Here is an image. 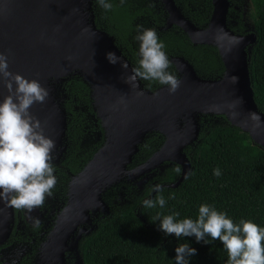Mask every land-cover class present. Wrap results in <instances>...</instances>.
<instances>
[{
	"label": "water",
	"instance_id": "water-1",
	"mask_svg": "<svg viewBox=\"0 0 264 264\" xmlns=\"http://www.w3.org/2000/svg\"><path fill=\"white\" fill-rule=\"evenodd\" d=\"M160 1L167 14L165 28L175 25L193 45L217 49L224 68L219 78H200L190 63L174 57L171 62L180 80L174 93L167 85L146 90L139 78L133 86L125 82L132 66L113 38L94 25L91 0H0V53L8 55V70L37 80L49 91L46 102L33 104L29 112L41 122L44 135L55 140L52 162L65 148L66 117L56 96L65 77L78 74L88 84L104 131L103 144L68 182L66 205L42 246L44 259L50 256L63 262L65 252L78 249L80 238L93 228L92 215L108 211L101 195L122 179H138L164 163H175L179 178L166 186L177 187L191 170L184 149L198 138L201 116H224L264 150V113L255 103L249 76L256 35L237 34L227 26L229 0H211L212 12L203 28L188 20L174 0ZM108 53H115L120 61L109 63ZM123 62L127 70L121 67ZM7 94L0 84V102ZM252 113L259 122L251 119ZM152 132L163 136L160 148L128 170L138 146ZM13 223L14 208L0 200V245Z\"/></svg>",
	"mask_w": 264,
	"mask_h": 264
},
{
	"label": "trees",
	"instance_id": "trees-1",
	"mask_svg": "<svg viewBox=\"0 0 264 264\" xmlns=\"http://www.w3.org/2000/svg\"><path fill=\"white\" fill-rule=\"evenodd\" d=\"M107 2L113 6L110 10H104L98 0H91L94 25L113 38L132 68L138 67L140 60L136 36L144 29H154L170 61L169 73L179 77L171 59L181 57L193 66L200 78L215 79L223 74V64L215 47L193 45L175 25L165 28L167 14L160 0ZM174 2L194 25L199 28L207 25L212 12L211 0ZM229 2L230 28L235 33L256 35L250 50L249 76L255 103L264 113V0L248 2L244 20L252 26L249 32L243 28L241 13H236L237 25L230 24L235 15L233 6L239 3ZM139 80L149 91L163 86L158 81ZM56 96L66 117L65 150L57 163L52 162L57 184L49 202L43 205H52L54 210L66 202L71 176L84 167L104 142V131L93 109L90 88L80 75H70L59 82ZM199 128L198 138L184 149L191 170L177 187L166 184L179 178L180 171L176 169L180 167L164 163L161 169L152 170L157 173L156 183L144 187L139 194L134 195L132 183L122 181L101 195L108 211L92 215L93 229L78 242L82 264H175V248L182 243L196 250V255L188 258V264H228L227 252L220 241L206 237L207 243H198L195 237L176 238L165 235L159 228L160 221L168 215L178 214L176 221L186 218L195 221L202 204L224 213L234 224L245 220L264 228V150L253 143L247 133L230 125L224 116H201ZM162 143L163 136L159 133L147 134L127 168L145 162ZM217 168L221 172L219 177L213 175ZM156 185L161 186V192L152 190ZM158 195L166 201L163 208L159 205L143 207L145 199H155Z\"/></svg>",
	"mask_w": 264,
	"mask_h": 264
},
{
	"label": "clouds",
	"instance_id": "clouds-1",
	"mask_svg": "<svg viewBox=\"0 0 264 264\" xmlns=\"http://www.w3.org/2000/svg\"><path fill=\"white\" fill-rule=\"evenodd\" d=\"M98 3L104 10L113 7L107 0H98ZM136 40L139 41V64L125 82L136 86L137 78L154 80L169 86V92L174 93L180 80L167 71L170 61L155 30H142ZM106 58L111 64L120 61L115 53H108ZM121 67L127 70L128 65L123 62ZM8 68V55L0 53V84L8 93L0 102V200L30 213L44 205L45 198L53 195L52 189L57 184L52 164L55 140L44 135L41 122L29 112L33 104L46 102L49 91L37 80L25 79ZM250 115L253 121L259 122L258 115ZM213 175H221L219 168L214 169ZM152 190L159 193L162 188L156 185ZM165 203L164 197L158 195L155 199H145L143 207L159 205L163 208ZM176 215L165 216L160 221L159 228L165 235L195 237L198 243H207L205 238L210 237L223 245L228 264H264V228L245 220L234 224L224 213L206 204L199 207L195 221L190 218L176 221ZM34 224L38 227L40 221L36 219ZM175 253V264H188V258L196 255V250L182 243L175 248Z\"/></svg>",
	"mask_w": 264,
	"mask_h": 264
},
{
	"label": "flooded vegetation",
	"instance_id": "flooded-vegetation-1",
	"mask_svg": "<svg viewBox=\"0 0 264 264\" xmlns=\"http://www.w3.org/2000/svg\"><path fill=\"white\" fill-rule=\"evenodd\" d=\"M59 159L60 157H58L56 161H59ZM66 202L61 208H56L55 210L52 205L46 206L49 207L50 210L45 208L41 209L42 214L41 219L39 220L40 225L38 229L32 230L33 232L35 231V234H29L32 232L28 233L23 227H21L25 222H30L35 225V219L28 215L24 210L14 208V223L11 232L8 239L0 245V264H64V258L65 264H77V253L65 252V254H63V262L50 256L44 259L41 255L42 246L47 242L49 235L56 224V219L66 205ZM41 207L38 208L40 209ZM91 226L93 227V225Z\"/></svg>",
	"mask_w": 264,
	"mask_h": 264
},
{
	"label": "rangeland",
	"instance_id": "rangeland-1",
	"mask_svg": "<svg viewBox=\"0 0 264 264\" xmlns=\"http://www.w3.org/2000/svg\"><path fill=\"white\" fill-rule=\"evenodd\" d=\"M238 1L239 4H236L233 6V10L235 11L234 12V16L233 18L230 19V24L231 25H237V22L235 20L238 19V16L236 15V13H241V21H242V25H243V28L249 32L251 29H252V26L249 22H246L244 19H245V13L247 11V7H248V2L249 0H236ZM188 19V18H187ZM189 20V19H188ZM226 22H227V26L229 25V21L228 19L226 18ZM196 26V25H195ZM230 28V25L228 26ZM231 29V28H230ZM232 30V29H231ZM233 31V30H232ZM234 32V31H233ZM235 33V32H234ZM237 34H240V33H237ZM172 63V62H171ZM193 67V66H192ZM56 163L58 161H55ZM128 169V168H127ZM129 170V169H128ZM157 173H154L153 171H151V173H149L148 175H143L141 177H138V179H134V180H124L122 179V181L124 182H130L133 184V186L135 187V191L134 192V195L136 194H139L143 189L144 187L146 186H151V185H154L156 183V180H155V176H156ZM127 178V177H126ZM128 179V178H127ZM50 199V197H47V199L45 198V201L47 202L48 200ZM42 208H45L47 210H50L49 207H46V206H42L40 209L39 208H35L34 210H32L30 213L27 212L26 210H24L28 215H30L31 217H33L35 220L38 219L40 220L41 219V209ZM25 221V220H24ZM21 227L24 228V230L26 232H32V233H29V234H35L32 230H35V229H38V227L36 225H33V223H30V222H25L23 225H21ZM36 227V228H35ZM37 231V230H36ZM70 253H77L76 255V258H77V264H82L81 262V259H80V255H78V249H71L70 251H68Z\"/></svg>",
	"mask_w": 264,
	"mask_h": 264
}]
</instances>
